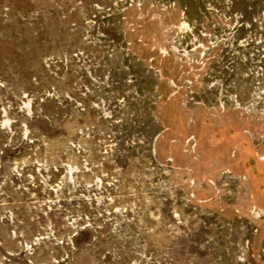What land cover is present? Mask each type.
I'll return each instance as SVG.
<instances>
[{"label": "rangeland", "instance_id": "374dc122", "mask_svg": "<svg viewBox=\"0 0 264 264\" xmlns=\"http://www.w3.org/2000/svg\"><path fill=\"white\" fill-rule=\"evenodd\" d=\"M0 264H264V0H0Z\"/></svg>", "mask_w": 264, "mask_h": 264}]
</instances>
